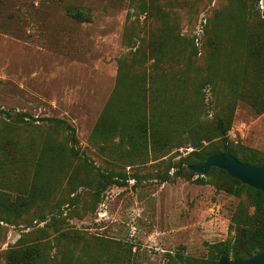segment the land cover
I'll use <instances>...</instances> for the list:
<instances>
[{
	"label": "rangeland",
	"instance_id": "obj_1",
	"mask_svg": "<svg viewBox=\"0 0 264 264\" xmlns=\"http://www.w3.org/2000/svg\"><path fill=\"white\" fill-rule=\"evenodd\" d=\"M148 1L0 0V109L64 118L75 127L76 146L84 159L126 179L122 186L112 184L99 191L95 170L84 169L76 160L65 161L67 172L49 181L54 190L49 205L42 207L46 221L39 222L33 210L16 223L0 221V264H5L3 251L19 239L48 240L50 250L56 251L54 237L62 230L81 237L79 264H183L181 259L207 258L218 242H233L232 216L236 206L247 200L211 183H196L197 173L175 176L173 166L194 149L189 144L166 154L131 153L117 147L116 138L103 148L89 141L113 91L118 58L146 52L158 31L160 21ZM245 1L264 20L259 3ZM237 4L158 2L178 13L181 32L195 35L199 50L204 47L202 27L207 17L220 9L225 21ZM69 6L82 10L89 20L73 19L66 10ZM47 130L15 129L13 133L38 138ZM226 138L230 146L254 149L264 157V112L255 114L240 102ZM56 139L65 141L61 134ZM165 175L171 178L162 181ZM58 213L60 220L56 218L54 225L51 220L44 235L37 232Z\"/></svg>",
	"mask_w": 264,
	"mask_h": 264
},
{
	"label": "trees",
	"instance_id": "obj_2",
	"mask_svg": "<svg viewBox=\"0 0 264 264\" xmlns=\"http://www.w3.org/2000/svg\"><path fill=\"white\" fill-rule=\"evenodd\" d=\"M159 1L165 0L147 2L156 10L158 31L146 52L118 58L113 91L89 141L103 148L116 138V146H124L131 153L151 150L166 154L189 144L194 149L173 166L175 176L195 175L189 165L225 150L240 161L264 163L258 151L234 148L226 138L240 102L255 114L264 112V20L245 0H229L237 1L236 8L229 10L225 21L220 9L213 10L212 18L207 17L202 27L204 47L199 50L195 35L181 32L178 13L161 7ZM259 1L254 0L256 5ZM66 10L77 21L89 20L77 7ZM0 119V221L16 223L31 210L37 211L39 222L46 221L42 207L49 205L54 190L49 181L67 172V160L95 170L99 191L112 184H125L126 179L120 180L82 157L75 127L64 118L0 109ZM40 127L48 130L38 138L31 133L23 137L13 133L15 129ZM60 134L65 141L56 139ZM203 141L208 144L203 146ZM75 174L73 167L70 176ZM170 178L165 175L162 181ZM194 181L211 183L235 197L244 196L247 203L238 204L233 213L236 234L232 243L218 242L211 246L207 258L181 259L183 264H216L222 253L240 259L264 248L263 191L216 167L204 176L197 175ZM60 214L51 216L37 232L44 235L50 221L56 224ZM72 234L69 230L59 232L54 237L58 247L53 252L48 240L19 239L3 251L5 264H79L81 237ZM64 248L68 250L63 252Z\"/></svg>",
	"mask_w": 264,
	"mask_h": 264
},
{
	"label": "water",
	"instance_id": "obj_3",
	"mask_svg": "<svg viewBox=\"0 0 264 264\" xmlns=\"http://www.w3.org/2000/svg\"><path fill=\"white\" fill-rule=\"evenodd\" d=\"M211 167L222 169L232 178L254 189L264 192V163L250 164L238 160L228 150L207 157L203 162L189 165V169L199 175H205ZM216 264H264V248L240 259L220 254Z\"/></svg>",
	"mask_w": 264,
	"mask_h": 264
},
{
	"label": "built area",
	"instance_id": "obj_4",
	"mask_svg": "<svg viewBox=\"0 0 264 264\" xmlns=\"http://www.w3.org/2000/svg\"><path fill=\"white\" fill-rule=\"evenodd\" d=\"M259 7H260L261 10L264 9V6H263V2H262V0L259 1Z\"/></svg>",
	"mask_w": 264,
	"mask_h": 264
}]
</instances>
